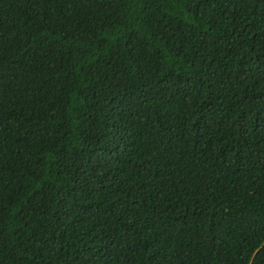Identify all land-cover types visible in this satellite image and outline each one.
Returning <instances> with one entry per match:
<instances>
[{"label":"trees","instance_id":"trees-1","mask_svg":"<svg viewBox=\"0 0 264 264\" xmlns=\"http://www.w3.org/2000/svg\"><path fill=\"white\" fill-rule=\"evenodd\" d=\"M0 264H264V0H0Z\"/></svg>","mask_w":264,"mask_h":264},{"label":"clouds","instance_id":"clouds-1","mask_svg":"<svg viewBox=\"0 0 264 264\" xmlns=\"http://www.w3.org/2000/svg\"><path fill=\"white\" fill-rule=\"evenodd\" d=\"M262 246H263V244H260L259 247H258V249H260Z\"/></svg>","mask_w":264,"mask_h":264}]
</instances>
